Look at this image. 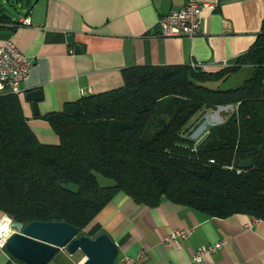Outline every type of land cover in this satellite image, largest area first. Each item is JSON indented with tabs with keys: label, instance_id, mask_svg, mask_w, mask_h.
<instances>
[{
	"label": "trees",
	"instance_id": "1",
	"mask_svg": "<svg viewBox=\"0 0 264 264\" xmlns=\"http://www.w3.org/2000/svg\"><path fill=\"white\" fill-rule=\"evenodd\" d=\"M7 1L16 9L19 0ZM242 66L250 71L242 83L220 88ZM227 105L229 116L198 142L185 133L202 108ZM44 118L57 144L38 140L18 94L0 93V210L12 220H64L93 235L102 228L91 222L118 192L148 206L166 198L210 216L264 220V21L234 65H133L121 86ZM245 158L253 165L240 173L226 167Z\"/></svg>",
	"mask_w": 264,
	"mask_h": 264
},
{
	"label": "crops",
	"instance_id": "2",
	"mask_svg": "<svg viewBox=\"0 0 264 264\" xmlns=\"http://www.w3.org/2000/svg\"><path fill=\"white\" fill-rule=\"evenodd\" d=\"M202 1H216L218 6L201 8L200 33L194 36L158 33L159 17L182 7L186 0H19L12 11L0 3V14L10 16L0 20V44L10 38L33 59L18 96L38 140L57 144L58 135L44 116L67 102L121 86L127 67L200 61L204 71L216 72L234 65L256 40L264 21V0ZM24 16L30 19L27 25L20 24ZM75 44L80 45V53L75 52ZM243 68L247 66L239 70ZM35 88L43 91L37 114L24 97ZM208 116L203 113L196 127L190 126L194 116L185 133L195 138L222 122L212 123ZM94 224L116 241L118 264H130L124 261L126 256L136 257L134 264H264V220L254 222L245 213L210 216L166 198L148 206L118 192L90 226ZM186 227L193 232L182 247L168 248L163 237L172 229ZM219 240L224 242L221 248L201 261L193 259L198 246ZM0 264H10L1 248ZM46 264L77 261L61 249Z\"/></svg>",
	"mask_w": 264,
	"mask_h": 264
},
{
	"label": "water",
	"instance_id": "3",
	"mask_svg": "<svg viewBox=\"0 0 264 264\" xmlns=\"http://www.w3.org/2000/svg\"><path fill=\"white\" fill-rule=\"evenodd\" d=\"M68 39L73 41V35ZM81 47L75 44V52ZM25 99L31 102L37 114V102L42 99L41 88L25 92ZM235 166L248 169L253 165L252 158L236 159ZM12 231L5 240L6 251L24 264H46L61 249L70 255L80 250L84 256L77 264H117L119 247L116 241L104 230L93 235L81 233L79 227L64 220H31L27 223L11 220Z\"/></svg>",
	"mask_w": 264,
	"mask_h": 264
},
{
	"label": "built area",
	"instance_id": "4",
	"mask_svg": "<svg viewBox=\"0 0 264 264\" xmlns=\"http://www.w3.org/2000/svg\"><path fill=\"white\" fill-rule=\"evenodd\" d=\"M217 6L218 3L216 1L186 0L182 7L171 9L159 17L157 22L158 33L162 36L197 35L200 33L202 22V15L200 13L201 8L208 7L213 10L216 9ZM29 23L30 19L28 16H24L20 19V24L27 25ZM189 64L194 68H203V64L200 61H191ZM32 66L33 59L20 50L12 39H6L0 44V93L19 94L21 92V82L25 79ZM224 66H226V63ZM206 132L207 129L196 136L194 138L195 141L198 142ZM210 161L214 162V159H210ZM226 167L235 169L237 173L244 170L236 167L234 161L226 165ZM9 217L11 218V216ZM260 220V218L253 217L254 222ZM10 230L12 231L11 227ZM192 232V227L172 229L162 240L168 248H181L182 241L188 238ZM9 233L10 232L5 229H0V248L4 251H6L5 240ZM223 243L222 240H219L198 246L194 252L193 259L201 261L204 256L221 248ZM6 253L10 264H24L12 257L7 251ZM124 261L134 264L136 262V257L126 256L124 257Z\"/></svg>",
	"mask_w": 264,
	"mask_h": 264
},
{
	"label": "rangeland",
	"instance_id": "5",
	"mask_svg": "<svg viewBox=\"0 0 264 264\" xmlns=\"http://www.w3.org/2000/svg\"><path fill=\"white\" fill-rule=\"evenodd\" d=\"M12 1V0H11ZM0 3L2 4V6L7 10V11H12L13 6H12V2H6L5 0H0ZM15 12V11H14ZM249 68H243L237 72H235L233 75L229 76L226 80L221 81L219 83L220 88H229V87H235L238 86L242 83V81L244 80V78H246L250 73H249ZM169 107L167 102H164V106L160 107V112L161 113H165L167 114L169 111ZM233 107L230 105L227 106H219V107H212V108H202L200 111H198L195 114V118L194 121L192 123H190V126H198L199 122H197L198 118L205 112H208L212 123L213 122H220V121H224L229 114L231 113ZM208 116V117H209ZM208 117H205V121H208ZM192 120V119H191ZM189 126V127H190ZM191 137V136H190ZM110 183V182H109ZM88 230V227L86 228L85 231ZM73 256L75 257V260L77 261V263L79 262V260H81L84 256V254L80 251L77 250ZM116 263L118 264V257L116 259Z\"/></svg>",
	"mask_w": 264,
	"mask_h": 264
},
{
	"label": "bare ground",
	"instance_id": "6",
	"mask_svg": "<svg viewBox=\"0 0 264 264\" xmlns=\"http://www.w3.org/2000/svg\"><path fill=\"white\" fill-rule=\"evenodd\" d=\"M10 224H11V218L8 215L4 214V216L0 220V229H5V230L11 232Z\"/></svg>",
	"mask_w": 264,
	"mask_h": 264
}]
</instances>
